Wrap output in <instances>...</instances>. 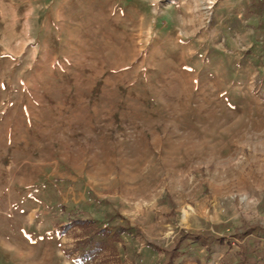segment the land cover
Listing matches in <instances>:
<instances>
[{"label":"rangeland","instance_id":"obj_1","mask_svg":"<svg viewBox=\"0 0 264 264\" xmlns=\"http://www.w3.org/2000/svg\"><path fill=\"white\" fill-rule=\"evenodd\" d=\"M249 1L0 0V264H264Z\"/></svg>","mask_w":264,"mask_h":264},{"label":"trees","instance_id":"obj_2","mask_svg":"<svg viewBox=\"0 0 264 264\" xmlns=\"http://www.w3.org/2000/svg\"><path fill=\"white\" fill-rule=\"evenodd\" d=\"M249 16H256L258 25L257 29L261 36L263 37L264 41V0H251L247 3L246 9H245V17ZM264 43V42H263ZM81 226V227H88L90 223L87 220H74L70 222L69 224L64 226V231L68 230L71 226ZM258 231H264L259 229ZM253 231L247 232L248 234H252ZM256 233V232H254ZM240 239H242V236H238ZM191 238L189 234L182 235L179 240L175 243L174 247L170 250L166 251V262L165 264H173V259L177 256L180 250L184 248H188V240ZM194 239V242H201L203 245L209 248V244L211 241L217 240L218 242H222L223 239L219 237H212L210 241H207V239H203V241H200L199 236H192ZM242 246L239 247V252L237 253V256L239 258L238 264H258L259 261H261V257L259 255L255 256L256 259H253L249 253H248V247L246 244H241ZM89 246L91 247L89 249V252L84 254V259H91L96 256V254L101 250L102 244L98 242H89Z\"/></svg>","mask_w":264,"mask_h":264}]
</instances>
